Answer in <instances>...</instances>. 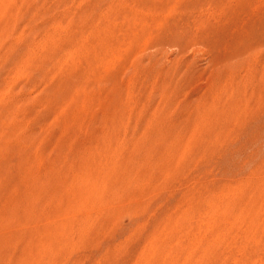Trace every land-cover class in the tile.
Wrapping results in <instances>:
<instances>
[{
    "label": "rangeland",
    "instance_id": "374dc122",
    "mask_svg": "<svg viewBox=\"0 0 264 264\" xmlns=\"http://www.w3.org/2000/svg\"><path fill=\"white\" fill-rule=\"evenodd\" d=\"M0 264H264V0H0Z\"/></svg>",
    "mask_w": 264,
    "mask_h": 264
}]
</instances>
